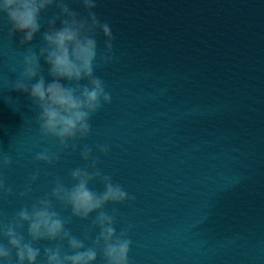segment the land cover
<instances>
[{"label":"clouds","instance_id":"9594fccd","mask_svg":"<svg viewBox=\"0 0 264 264\" xmlns=\"http://www.w3.org/2000/svg\"><path fill=\"white\" fill-rule=\"evenodd\" d=\"M77 2L82 11L71 7L72 0H0V15L10 24L9 39L18 35L20 45L28 46L10 87L28 95L41 135L52 138L57 147L36 153L35 159L53 166L61 153L79 148L84 162L69 170L67 180L57 176L49 192L20 207L7 221L0 220V264H96L98 258L102 264H129L131 226L117 232L119 209H106L135 196L98 167L99 156L109 153L108 145L80 146L91 133L93 115L112 102L96 67L98 60L103 64L114 60V36L111 25L96 12L98 0ZM50 9L56 11L49 16ZM99 34L104 37L102 52ZM37 36L40 43L34 44ZM12 163L8 152H0V169ZM38 179L39 170L29 176L19 197L30 198ZM96 182L102 190L94 187ZM13 194L0 176V197ZM57 207L70 210V215H61ZM73 218L90 220L80 236L67 227Z\"/></svg>","mask_w":264,"mask_h":264}]
</instances>
